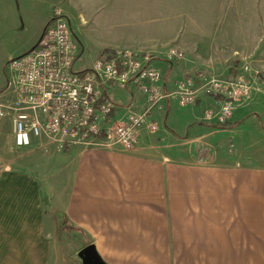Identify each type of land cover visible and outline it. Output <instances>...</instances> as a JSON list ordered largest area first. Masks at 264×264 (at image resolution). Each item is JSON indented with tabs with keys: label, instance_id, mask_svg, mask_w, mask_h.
<instances>
[{
	"label": "crops",
	"instance_id": "1",
	"mask_svg": "<svg viewBox=\"0 0 264 264\" xmlns=\"http://www.w3.org/2000/svg\"><path fill=\"white\" fill-rule=\"evenodd\" d=\"M29 1L47 9L42 32L54 5L71 28V7L91 8L81 23L93 21L99 30L97 53L163 56L168 47L181 49L186 60L174 62L179 68L159 57L167 88L183 77L235 72L245 58L264 74V38L247 43L240 24L241 7L256 0ZM195 7L222 9L224 24L197 20ZM77 43L83 52L78 37ZM124 92L125 98L112 96L119 114L133 100L132 87ZM175 101L166 99L152 114L165 129L143 131L130 151L55 145L18 151L11 125L12 144H0V264H83L88 245L94 264H264V155L256 161V151L239 147L208 160L198 156L218 131L204 118L211 99L181 108ZM134 104L142 109L144 97ZM234 115H252L254 126L241 121L229 137L264 131V87Z\"/></svg>",
	"mask_w": 264,
	"mask_h": 264
},
{
	"label": "built area",
	"instance_id": "2",
	"mask_svg": "<svg viewBox=\"0 0 264 264\" xmlns=\"http://www.w3.org/2000/svg\"><path fill=\"white\" fill-rule=\"evenodd\" d=\"M79 55L69 19L54 5L36 44L9 60L10 77L0 92V119L11 121L17 148L130 151L143 131L158 129L152 114L166 99L185 107L209 97L212 105L204 118L224 124L264 87V76L247 62L235 72L183 77L168 89L151 53L116 49L89 67L75 69ZM162 57L170 64L186 60L177 47H168ZM129 87L133 100L119 114L110 91ZM137 96L145 99L142 109L134 104Z\"/></svg>",
	"mask_w": 264,
	"mask_h": 264
},
{
	"label": "rangeland",
	"instance_id": "3",
	"mask_svg": "<svg viewBox=\"0 0 264 264\" xmlns=\"http://www.w3.org/2000/svg\"><path fill=\"white\" fill-rule=\"evenodd\" d=\"M82 8H76L73 6L70 9V20L72 23V28L75 32V41L77 42L78 37V39L84 46L83 52H81V48H79L80 55L75 64V69L89 67L97 58H103L109 54L108 51L97 53V48L100 45L101 41V35L98 29H94L95 25L93 21L88 20V24L81 23V17L84 16L88 18L91 9H88L89 7L83 9ZM241 8L244 10V12L243 19L241 20L240 18V24H243L245 41H247V43L249 42L250 44L254 43V41L257 42L259 35L261 37L260 40H263L264 0H256L255 6L246 5ZM46 12L47 9L45 7L32 5L29 0H0V92L4 90L7 80L10 77V73L8 70L9 60L13 57L18 56L17 54L19 52L28 50L34 44H36L42 34L43 29L41 30V27L46 20ZM193 13L197 20H205L207 21V23H209L208 21L211 20V17H213L217 21H219L220 24H224L223 18L225 14L222 13V9H218L217 11H215V9L210 7H195ZM239 30L241 31V28ZM219 32H221V29ZM131 50L139 52L134 49ZM152 55L155 56L154 64L157 67L161 68L163 65H166L165 63L160 61L159 57H162L160 53H152ZM245 62L252 64L250 60L245 58L244 60H241V62H238L234 67H240L242 63ZM180 64L181 63H174L173 65L179 68ZM256 70L259 71L262 77L264 76V74L260 70ZM214 73L215 75H221L223 72H221V70H218ZM172 87L173 86L170 85L168 89H172ZM260 89L262 88L260 87ZM110 93L113 98H125L126 96L124 89L112 88ZM4 94L2 95V97L4 96ZM173 105L174 107L176 105L177 107L181 108V106L176 104V101L175 103H173ZM2 120L7 122L8 119L2 118L0 119V122H2ZM157 120L159 125L154 135H157V133L165 129L162 117L157 116ZM207 121L210 122L209 125L211 130L218 131H215L212 134L214 135V143H212V146H208V144L199 146V148L197 149L198 156L209 159L211 158V156L214 157L217 150L223 151L226 154H234L239 147H244L250 154L256 151V161H259V159L264 155V131H262L261 129L260 130L262 132L260 134H253L252 132L248 134H241L239 136V140H237V137L235 138L234 136L229 137V133L231 132L227 131L228 129H237L241 127V121L244 124L246 123V127L248 128L254 126L252 115L247 116V118H244V116L234 115L229 120L224 122L223 125L216 123L215 120ZM262 121L263 118H259L258 121H256V132H258L257 130L260 127V124L258 122ZM6 125L7 126L2 131H0L1 145L12 144L11 123L7 122ZM231 142L233 145H231ZM25 149L27 148H18V151H25ZM6 157L10 156L8 155Z\"/></svg>",
	"mask_w": 264,
	"mask_h": 264
},
{
	"label": "water",
	"instance_id": "4",
	"mask_svg": "<svg viewBox=\"0 0 264 264\" xmlns=\"http://www.w3.org/2000/svg\"><path fill=\"white\" fill-rule=\"evenodd\" d=\"M81 254L83 255V264H94L95 258V250L92 245H88L81 250Z\"/></svg>",
	"mask_w": 264,
	"mask_h": 264
},
{
	"label": "trees",
	"instance_id": "5",
	"mask_svg": "<svg viewBox=\"0 0 264 264\" xmlns=\"http://www.w3.org/2000/svg\"><path fill=\"white\" fill-rule=\"evenodd\" d=\"M105 51H108L109 53H111L112 51H109V50H105ZM218 124H220V125H223L222 123H218Z\"/></svg>",
	"mask_w": 264,
	"mask_h": 264
}]
</instances>
